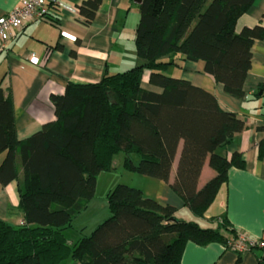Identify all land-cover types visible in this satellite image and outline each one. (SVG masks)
<instances>
[{"label":"trees","instance_id":"16d2710c","mask_svg":"<svg viewBox=\"0 0 264 264\" xmlns=\"http://www.w3.org/2000/svg\"><path fill=\"white\" fill-rule=\"evenodd\" d=\"M100 1L77 7L84 24L91 23ZM252 2L141 0L134 45L142 64L105 72L93 83L68 82L62 94L50 97L55 120L22 141L11 99L0 87V184L17 180L23 218L19 225L0 219V264H179L187 241L226 245L237 237L224 218L212 220L215 228L178 220L173 207L125 184L106 193L109 215L89 235L68 243L64 231L94 197L97 175L112 170L118 153L124 170L168 183L180 143L169 188L195 217L203 216L229 168L243 167L238 152L227 159L216 150L243 131L245 122L221 109L212 93L167 75L176 62L164 57L173 53L203 61L204 72L225 93L241 98L251 45L264 37L258 25L234 30ZM51 9H57L56 2L48 4ZM44 18L52 20L48 11ZM143 70L160 91L141 87ZM259 156L264 157V142ZM206 161L214 176L199 188ZM258 264H264V253Z\"/></svg>","mask_w":264,"mask_h":264},{"label":"crops","instance_id":"0c3cea01","mask_svg":"<svg viewBox=\"0 0 264 264\" xmlns=\"http://www.w3.org/2000/svg\"><path fill=\"white\" fill-rule=\"evenodd\" d=\"M56 1L75 8V11L58 5L57 9L48 10L52 20L43 17L25 24L8 42L7 50L0 53V87L4 97L11 99L19 141L55 120L50 97L62 94L68 82L93 83L99 81L105 72L124 71L142 64L135 54L134 45L138 3L133 0H101L91 23L84 24L77 7L86 0ZM19 2L0 0V15L8 13ZM255 25L264 28V0H253L237 18L234 30L238 33ZM250 51L251 65L241 98L225 93L222 85L204 72L203 61H190L173 53L164 57L176 62V65L169 66L167 75L187 80L212 93L221 109L235 113L245 122L243 131L216 150L227 159L233 152H238L243 167L229 168L226 182L219 187L203 216L195 217L169 188V183L175 178L181 143L168 183L141 175L139 177L146 178H137L139 185L130 186L139 188L145 197L173 207L174 217L178 220L194 221L202 228H215L212 220L224 218L237 234L259 239L264 238V157L259 156V144L264 142V37L255 39ZM141 87L160 91L148 83L147 70H143ZM3 157L4 153H1L0 162ZM213 176L214 171L206 161L199 175L198 187ZM17 205V180L7 185L0 184V219L12 225L21 224L23 218ZM108 215L109 210L103 216L107 218ZM82 235L86 233L81 229L77 237L66 239L71 243ZM262 253L258 247L236 252L219 242L199 245L187 241L179 264H258ZM64 264L80 263L67 260Z\"/></svg>","mask_w":264,"mask_h":264},{"label":"rangeland","instance_id":"374dc122","mask_svg":"<svg viewBox=\"0 0 264 264\" xmlns=\"http://www.w3.org/2000/svg\"><path fill=\"white\" fill-rule=\"evenodd\" d=\"M123 71V70H121ZM123 154L118 153L113 159V168L108 172H101L96 178L95 196L88 201L85 209H83L72 221V226L64 231L65 237H77L79 230L89 235L91 231L101 223L108 213L106 192L117 184L134 185L138 184L137 178L141 175L126 171L121 166ZM143 176V175H142ZM136 179V180H135Z\"/></svg>","mask_w":264,"mask_h":264},{"label":"built area","instance_id":"2783aa9c","mask_svg":"<svg viewBox=\"0 0 264 264\" xmlns=\"http://www.w3.org/2000/svg\"><path fill=\"white\" fill-rule=\"evenodd\" d=\"M51 2H56L62 9L75 11V8L58 3L56 0H20L8 13L0 15V53L7 50L8 42L25 24L43 18ZM30 57L33 55L31 54ZM225 247L236 252H245L258 247L264 253V238L254 239L238 233L235 239L227 241Z\"/></svg>","mask_w":264,"mask_h":264},{"label":"water","instance_id":"95a60500","mask_svg":"<svg viewBox=\"0 0 264 264\" xmlns=\"http://www.w3.org/2000/svg\"><path fill=\"white\" fill-rule=\"evenodd\" d=\"M133 2L140 4L141 0H133Z\"/></svg>","mask_w":264,"mask_h":264}]
</instances>
